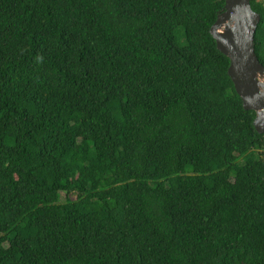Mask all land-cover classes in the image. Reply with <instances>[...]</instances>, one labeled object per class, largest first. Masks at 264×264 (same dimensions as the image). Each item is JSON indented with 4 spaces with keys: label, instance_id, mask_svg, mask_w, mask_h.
I'll list each match as a JSON object with an SVG mask.
<instances>
[{
    "label": "trees",
    "instance_id": "trees-1",
    "mask_svg": "<svg viewBox=\"0 0 264 264\" xmlns=\"http://www.w3.org/2000/svg\"><path fill=\"white\" fill-rule=\"evenodd\" d=\"M223 7L0 0V264H264V134L209 32Z\"/></svg>",
    "mask_w": 264,
    "mask_h": 264
},
{
    "label": "water",
    "instance_id": "water-1",
    "mask_svg": "<svg viewBox=\"0 0 264 264\" xmlns=\"http://www.w3.org/2000/svg\"><path fill=\"white\" fill-rule=\"evenodd\" d=\"M259 21L249 0H224L223 11L209 32L217 49L229 58L227 73L244 109L255 111L254 129L264 134V66L254 51Z\"/></svg>",
    "mask_w": 264,
    "mask_h": 264
},
{
    "label": "rangeland",
    "instance_id": "rangeland-1",
    "mask_svg": "<svg viewBox=\"0 0 264 264\" xmlns=\"http://www.w3.org/2000/svg\"><path fill=\"white\" fill-rule=\"evenodd\" d=\"M260 1H262V2H263V4H264V0H260ZM63 199H64V194L61 192V198H60V201H62V202H63Z\"/></svg>",
    "mask_w": 264,
    "mask_h": 264
},
{
    "label": "built area",
    "instance_id": "built-area-1",
    "mask_svg": "<svg viewBox=\"0 0 264 264\" xmlns=\"http://www.w3.org/2000/svg\"><path fill=\"white\" fill-rule=\"evenodd\" d=\"M259 152L264 154V146L259 150Z\"/></svg>",
    "mask_w": 264,
    "mask_h": 264
}]
</instances>
